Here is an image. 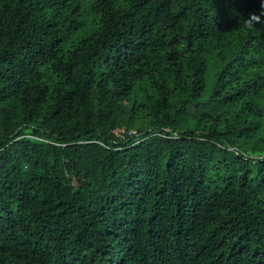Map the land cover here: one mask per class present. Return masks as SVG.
Wrapping results in <instances>:
<instances>
[{
	"label": "trees",
	"instance_id": "trees-1",
	"mask_svg": "<svg viewBox=\"0 0 264 264\" xmlns=\"http://www.w3.org/2000/svg\"><path fill=\"white\" fill-rule=\"evenodd\" d=\"M0 264H264V0H0Z\"/></svg>",
	"mask_w": 264,
	"mask_h": 264
},
{
	"label": "built area",
	"instance_id": "built-area-1",
	"mask_svg": "<svg viewBox=\"0 0 264 264\" xmlns=\"http://www.w3.org/2000/svg\"><path fill=\"white\" fill-rule=\"evenodd\" d=\"M113 134L119 138H125L127 136H134V129H127L126 127H117L113 130Z\"/></svg>",
	"mask_w": 264,
	"mask_h": 264
}]
</instances>
